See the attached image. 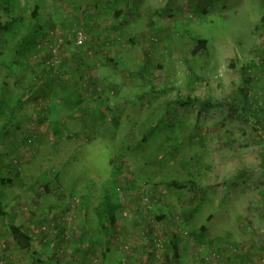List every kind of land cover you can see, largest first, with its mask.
I'll return each mask as SVG.
<instances>
[{
    "label": "rangeland",
    "instance_id": "rangeland-1",
    "mask_svg": "<svg viewBox=\"0 0 264 264\" xmlns=\"http://www.w3.org/2000/svg\"><path fill=\"white\" fill-rule=\"evenodd\" d=\"M0 23V229L69 264H167L173 239L264 264V0H0Z\"/></svg>",
    "mask_w": 264,
    "mask_h": 264
},
{
    "label": "trees",
    "instance_id": "trees-1",
    "mask_svg": "<svg viewBox=\"0 0 264 264\" xmlns=\"http://www.w3.org/2000/svg\"><path fill=\"white\" fill-rule=\"evenodd\" d=\"M34 15H35V13L33 14V16ZM116 15H120V13L116 12ZM8 25H9V23H5V24L0 23V30L7 29ZM23 41H24V39H21V41H19L16 44V47H18V48L21 47L22 44L24 43ZM206 43L207 42L205 39H198L195 42V46L192 50L193 55H196L201 50H204L206 47ZM80 65L78 67H80ZM253 67H254V65L250 64L245 68L239 69L241 72L244 84L240 88L239 93L236 94V95H238L239 100H237V98L235 97V99L233 98V102L231 104V106H235V105L241 103L242 104L241 107H242L243 111H245V112L248 111V113H250V114L252 112H250L251 110L249 107L252 106V103L249 104L250 100H249V96H248V93H249L248 84L251 83L252 79L248 78L247 76L249 75L248 74L249 70L252 69ZM261 71H262V74L264 75V70L262 69ZM81 77L83 78L85 76L84 75L79 76V78H81ZM255 81L260 83V79H258V78H256ZM197 102H199V98H197V97H186L184 100L180 101V105H182V106L192 105V104H195ZM255 111L260 112L262 114L261 117H255V118H257V121L260 123V125H262V127L264 129V108H262V109L256 108ZM9 183H10V179H3L1 177V173H0V187L8 185ZM176 184H177V182H174V181L169 182L170 186H175ZM187 184L189 185L190 191H193L195 188L194 184L190 183V182ZM182 187H184V185ZM101 207H102V211L97 213V215L100 219H101L102 215H104V212L107 210V205H106L105 201ZM109 220H110V223H113V221H114L113 218H110ZM7 231H8V233H9V235H10V237L14 243V246L16 247L17 250L26 251V250L30 249L31 244H32L31 238L26 235V233L24 232L22 227L17 226L14 223H10L7 226ZM165 247H167V251L169 253L167 256L168 257V259H167L168 263L167 264H178L177 260H178L179 256L177 254L178 247H177L176 241L174 239L171 240L170 243H168V246L166 245Z\"/></svg>",
    "mask_w": 264,
    "mask_h": 264
},
{
    "label": "crops",
    "instance_id": "crops-1",
    "mask_svg": "<svg viewBox=\"0 0 264 264\" xmlns=\"http://www.w3.org/2000/svg\"><path fill=\"white\" fill-rule=\"evenodd\" d=\"M15 225L22 227L26 235L31 238V247L26 251L17 250L8 231L6 230L7 227L6 229L4 228L5 230L1 228L0 231L3 230L2 232L5 234V238H3L2 236L3 234H0V264H18L17 257L20 254L24 256V254L29 253V250L34 251L35 253V260L31 261L32 264H69L68 256H66L65 254L59 257L56 255V253H54V251L51 252V256H49L45 252L46 248H44L45 244L43 243L52 241L51 238H46V241H43L44 238L42 233H44L45 231L42 232V230H39L36 233V231L33 232L32 230H29L31 225H29L28 227L25 224L23 225L22 223H15ZM47 251L50 252L48 246Z\"/></svg>",
    "mask_w": 264,
    "mask_h": 264
},
{
    "label": "built area",
    "instance_id": "built-area-1",
    "mask_svg": "<svg viewBox=\"0 0 264 264\" xmlns=\"http://www.w3.org/2000/svg\"><path fill=\"white\" fill-rule=\"evenodd\" d=\"M75 39H76V44L80 45L84 39V35L82 34L81 31H78L76 34H75ZM56 51V48L52 49L51 52L55 53ZM44 242L46 241L45 239L43 240ZM2 264V263H1Z\"/></svg>",
    "mask_w": 264,
    "mask_h": 264
}]
</instances>
